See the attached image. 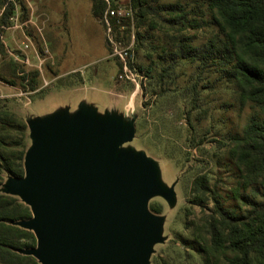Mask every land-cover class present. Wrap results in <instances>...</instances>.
I'll return each mask as SVG.
<instances>
[{
  "label": "rangeland",
  "instance_id": "374dc122",
  "mask_svg": "<svg viewBox=\"0 0 264 264\" xmlns=\"http://www.w3.org/2000/svg\"><path fill=\"white\" fill-rule=\"evenodd\" d=\"M22 1L26 11L15 4L6 23L0 4V105L26 123L27 151L34 144L33 124L52 118L64 119L60 127H69L77 115L95 119L99 127L124 125L125 131L132 125V140L121 144L117 153L134 152L121 156L126 161L144 152L146 180L158 189L146 199L147 209L160 221L148 264H224L221 255L209 250L202 230L212 206L191 205L189 191L193 178L207 173L212 184L217 182L225 205L245 214L248 207L235 196L240 172L224 144L241 134L251 117H262L258 108L242 107L235 83L220 79L213 68L199 72L188 59H159L167 39L159 29L148 27L149 21L141 26L134 18L123 32L126 71L112 54L103 17L93 15L91 0ZM170 2L181 3L189 18L204 25L180 30L162 22L160 28L171 27L170 35L191 36L192 44L214 34L208 0L150 4ZM22 72H38L34 89L31 75L20 79ZM14 179L5 175L0 193L12 195L4 189ZM240 192L261 199L250 190ZM258 263L264 260L255 259Z\"/></svg>",
  "mask_w": 264,
  "mask_h": 264
},
{
  "label": "trees",
  "instance_id": "16d2710c",
  "mask_svg": "<svg viewBox=\"0 0 264 264\" xmlns=\"http://www.w3.org/2000/svg\"><path fill=\"white\" fill-rule=\"evenodd\" d=\"M156 1L130 0L133 19L141 26L149 21L148 27L159 29L167 39L159 59L172 63L188 59L197 64L199 72L213 68L220 79L235 83L242 107H257L262 115L251 117L243 132L228 137L224 144L240 172V187L235 188V196L249 208L245 214L225 205L217 182L212 184L207 173L200 172L193 178L188 200L191 205L212 206L210 214L203 219L202 230L208 236L209 250L221 255L224 264H254L255 259L260 262L264 260V0H208L215 32L201 44H192L191 36L170 35V29L199 28L204 25L202 20L189 18L181 3L150 4ZM91 2L93 15L102 19L106 2ZM0 4L3 23L13 13L15 4L26 11L22 0H0ZM130 20L113 22L114 35L120 44ZM162 22L171 27L160 28ZM107 43L110 46L108 38ZM120 65L122 68V61ZM22 73L23 80L31 75L29 84L34 89L38 72ZM186 121L192 130L189 115ZM26 129V123L17 113L0 105V185L5 175L22 178L25 174ZM242 188L261 199L241 195ZM31 217L30 207L19 198L0 193V264H39L35 257L20 252L36 245L33 231L17 225Z\"/></svg>",
  "mask_w": 264,
  "mask_h": 264
},
{
  "label": "water",
  "instance_id": "95a60500",
  "mask_svg": "<svg viewBox=\"0 0 264 264\" xmlns=\"http://www.w3.org/2000/svg\"><path fill=\"white\" fill-rule=\"evenodd\" d=\"M63 120L33 124L25 174L4 189L32 212L17 225L33 231L36 245L20 252L39 264H148L160 221L146 199L158 189L146 180L144 152L126 161L134 152L117 153L132 125L99 127L77 115L60 127Z\"/></svg>",
  "mask_w": 264,
  "mask_h": 264
},
{
  "label": "built area",
  "instance_id": "2783aa9c",
  "mask_svg": "<svg viewBox=\"0 0 264 264\" xmlns=\"http://www.w3.org/2000/svg\"><path fill=\"white\" fill-rule=\"evenodd\" d=\"M106 2V9L103 15V24L107 33V38L110 43V48L112 54L121 59L123 62V67L128 71L126 55L128 51L125 50L120 42H118L114 35V25L113 22L120 24L123 20L131 19L133 20V10L131 7V2L125 3L123 0H104ZM124 27H122L123 29ZM126 78L133 80L127 73H125ZM123 78L122 75H120Z\"/></svg>",
  "mask_w": 264,
  "mask_h": 264
}]
</instances>
